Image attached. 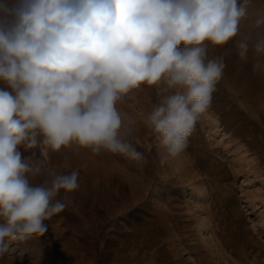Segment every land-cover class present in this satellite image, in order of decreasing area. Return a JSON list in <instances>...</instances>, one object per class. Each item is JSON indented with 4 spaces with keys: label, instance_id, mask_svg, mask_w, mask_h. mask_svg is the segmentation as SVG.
<instances>
[{
    "label": "clouds",
    "instance_id": "9594fccd",
    "mask_svg": "<svg viewBox=\"0 0 264 264\" xmlns=\"http://www.w3.org/2000/svg\"><path fill=\"white\" fill-rule=\"evenodd\" d=\"M254 0H0V257L6 241L43 235L79 188V172L45 175L41 157L73 144L93 154H143L121 110L141 85L165 93L144 116L167 154L187 146L226 67L208 45L234 42L264 71V8ZM247 21L248 31H241ZM174 89L173 94H166ZM40 147L24 157L20 148ZM63 199H57L59 194Z\"/></svg>",
    "mask_w": 264,
    "mask_h": 264
},
{
    "label": "rangeland",
    "instance_id": "374dc122",
    "mask_svg": "<svg viewBox=\"0 0 264 264\" xmlns=\"http://www.w3.org/2000/svg\"><path fill=\"white\" fill-rule=\"evenodd\" d=\"M259 8L264 0L251 11ZM221 55L223 77L179 155L144 124L166 85H141L120 105L137 122L126 141L142 160L49 149L45 175L31 182L77 170L80 186L43 235L6 241L0 264H264V71H253L254 52L241 61L232 41L208 45V59Z\"/></svg>",
    "mask_w": 264,
    "mask_h": 264
},
{
    "label": "bare ground",
    "instance_id": "6f19581e",
    "mask_svg": "<svg viewBox=\"0 0 264 264\" xmlns=\"http://www.w3.org/2000/svg\"><path fill=\"white\" fill-rule=\"evenodd\" d=\"M261 31H264V28L261 29ZM202 229V228H201ZM201 232L203 233V231L201 230Z\"/></svg>",
    "mask_w": 264,
    "mask_h": 264
}]
</instances>
